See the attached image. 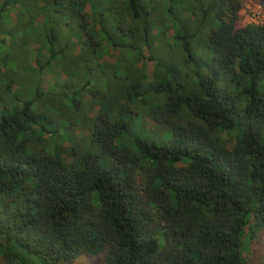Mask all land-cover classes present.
<instances>
[{
  "label": "trees",
  "instance_id": "1",
  "mask_svg": "<svg viewBox=\"0 0 264 264\" xmlns=\"http://www.w3.org/2000/svg\"><path fill=\"white\" fill-rule=\"evenodd\" d=\"M241 6L0 0L6 264H247L264 229V24L241 25ZM48 103L81 117L63 127L86 148L29 150L58 134Z\"/></svg>",
  "mask_w": 264,
  "mask_h": 264
},
{
  "label": "rangeland",
  "instance_id": "2",
  "mask_svg": "<svg viewBox=\"0 0 264 264\" xmlns=\"http://www.w3.org/2000/svg\"><path fill=\"white\" fill-rule=\"evenodd\" d=\"M242 3L241 9L239 11L240 15V24L245 26L249 24H255V25H261L264 24V6L261 4L259 0H240ZM151 69V65L148 66V71ZM10 79H5L2 80L5 83H7ZM54 78L53 76H47L44 75L43 77V87L44 90L46 87L49 86L51 82H53ZM50 95L40 97L41 101L44 103L49 99ZM50 104H45L44 107L41 109L42 111L48 113V115L51 119L52 122L56 123V128L58 131L57 136L55 137L54 140H48L45 142V144L42 143V137L41 135L37 134L36 131L32 135V140H30V145H29V150H35L38 152L41 149H46L48 150V153H53L54 149H60V142L63 139H68L70 138L71 144L73 147L80 146L81 148H86L87 140L85 138V133L82 131H77V133L72 130V127L69 128H64L63 127V121L65 122L70 121V122H75L76 124L80 123L81 117L76 115H72L69 112H62V113H57L56 110H54V107H52ZM40 106V104H39ZM139 120L135 121L134 127L135 131L138 132V134L142 138H146L148 140H155L159 141L161 139L168 138L169 133H167L164 129L160 128H155L151 126V124L144 125L143 120L141 125H138ZM47 127H50L47 125ZM44 143V142H43ZM52 145V146H48ZM54 145V146H53ZM51 147V148H49ZM129 147H132V144H129ZM35 148V149H33ZM101 163L102 164H109L110 159L107 158H101ZM249 232H247L248 234ZM246 235V238L244 239V245H243V250L246 254L247 258V264H264V229L260 230L256 236L252 238V240L248 241ZM249 244V245H248ZM0 264H6L4 261L3 257L0 255ZM71 264H98V261L94 258L88 257V256H81L75 261H73Z\"/></svg>",
  "mask_w": 264,
  "mask_h": 264
}]
</instances>
